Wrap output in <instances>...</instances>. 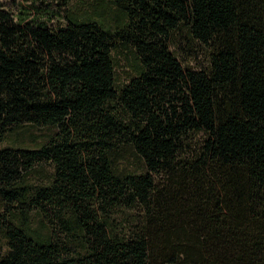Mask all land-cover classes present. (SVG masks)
I'll use <instances>...</instances> for the list:
<instances>
[{
    "label": "trees",
    "instance_id": "1",
    "mask_svg": "<svg viewBox=\"0 0 264 264\" xmlns=\"http://www.w3.org/2000/svg\"><path fill=\"white\" fill-rule=\"evenodd\" d=\"M27 1L0 6V264H264V0ZM29 127L55 133L4 145Z\"/></svg>",
    "mask_w": 264,
    "mask_h": 264
},
{
    "label": "rangeland",
    "instance_id": "2",
    "mask_svg": "<svg viewBox=\"0 0 264 264\" xmlns=\"http://www.w3.org/2000/svg\"><path fill=\"white\" fill-rule=\"evenodd\" d=\"M54 4H59L62 0H50ZM83 0H71L74 7L81 9L84 5L81 4ZM88 1V0H87ZM31 1L27 0H0V6L6 9H13L19 4L28 5ZM173 50L185 68H198L203 66L207 61L203 54L194 56L190 55V50L186 45L182 44L179 47H173ZM120 64L118 65V72L122 79L127 73L128 61L125 55L119 56ZM55 133L54 129L49 128H27L20 133H15L7 137L5 146H21L26 148H36L48 140L49 136ZM1 206V203H0Z\"/></svg>",
    "mask_w": 264,
    "mask_h": 264
}]
</instances>
